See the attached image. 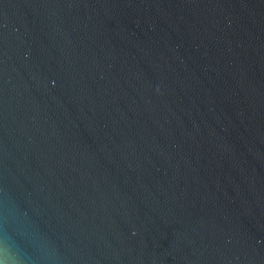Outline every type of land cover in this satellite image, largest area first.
Instances as JSON below:
<instances>
[{"label":"water","instance_id":"water-1","mask_svg":"<svg viewBox=\"0 0 264 264\" xmlns=\"http://www.w3.org/2000/svg\"><path fill=\"white\" fill-rule=\"evenodd\" d=\"M0 210L59 264H264V0H0Z\"/></svg>","mask_w":264,"mask_h":264},{"label":"clouds","instance_id":"clouds-1","mask_svg":"<svg viewBox=\"0 0 264 264\" xmlns=\"http://www.w3.org/2000/svg\"><path fill=\"white\" fill-rule=\"evenodd\" d=\"M0 264H59L56 253L25 218L13 226L0 210Z\"/></svg>","mask_w":264,"mask_h":264}]
</instances>
